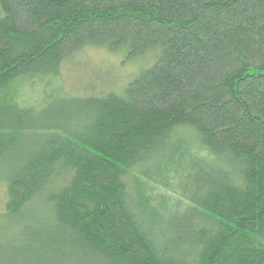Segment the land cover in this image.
I'll list each match as a JSON object with an SVG mask.
<instances>
[{
    "label": "trees",
    "instance_id": "obj_1",
    "mask_svg": "<svg viewBox=\"0 0 264 264\" xmlns=\"http://www.w3.org/2000/svg\"><path fill=\"white\" fill-rule=\"evenodd\" d=\"M0 12V97L87 47L151 62L120 92L0 99V264H264V0ZM145 180L178 217L150 211Z\"/></svg>",
    "mask_w": 264,
    "mask_h": 264
},
{
    "label": "rangeland",
    "instance_id": "obj_2",
    "mask_svg": "<svg viewBox=\"0 0 264 264\" xmlns=\"http://www.w3.org/2000/svg\"><path fill=\"white\" fill-rule=\"evenodd\" d=\"M148 58L149 56L130 63L125 62L122 54H110L104 50L87 47L61 67L58 78L50 76L27 82H15L0 99L3 102L9 96H14L13 102L20 107L34 106L36 110H40L53 101L59 102L64 96L85 99L107 92H120L131 75H136L144 65L147 67L151 65V62L146 63ZM0 105L4 106L6 103ZM143 191H149L150 195H146L145 198L149 202L150 211L153 210L159 216L169 217L173 213L174 218L180 213L181 210L174 207L177 196L171 188L166 190L159 184L145 180ZM0 226L7 229L2 232L3 237L13 230L9 228L11 225L4 222H0Z\"/></svg>",
    "mask_w": 264,
    "mask_h": 264
}]
</instances>
